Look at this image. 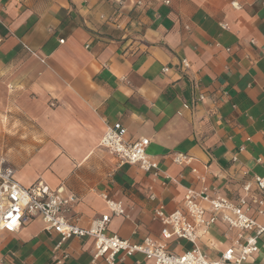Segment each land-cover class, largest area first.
Here are the masks:
<instances>
[{
  "label": "crops",
  "instance_id": "obj_1",
  "mask_svg": "<svg viewBox=\"0 0 264 264\" xmlns=\"http://www.w3.org/2000/svg\"><path fill=\"white\" fill-rule=\"evenodd\" d=\"M166 1L0 0V156L23 185L74 193L81 226L108 213L104 193L122 201L126 214L108 231L138 243L162 238L155 207L182 209L188 188L238 201L245 182L264 176V0ZM116 122L128 141L150 139L157 175L100 145ZM177 153L191 162H175ZM255 195L247 213L263 221ZM233 234L219 220L197 243L217 259ZM59 240L33 218L0 233V264H110L94 257L93 237L57 250ZM114 264L154 262L136 253ZM245 264H264V238Z\"/></svg>",
  "mask_w": 264,
  "mask_h": 264
},
{
  "label": "built area",
  "instance_id": "obj_2",
  "mask_svg": "<svg viewBox=\"0 0 264 264\" xmlns=\"http://www.w3.org/2000/svg\"><path fill=\"white\" fill-rule=\"evenodd\" d=\"M169 2L168 0L166 1ZM236 8L241 6L233 1ZM182 66L188 68L187 59L182 60ZM168 68L165 67L164 71ZM205 98L204 94L199 100ZM189 107L188 104L184 105ZM127 129L121 122L108 125L100 145L116 156L120 164H137L146 171L158 174L159 162L149 153L150 139L141 137L136 141L126 139ZM174 161L179 164H189L188 154L177 153ZM237 161V157L234 158ZM15 168L4 155L0 156V233L15 232L33 218L39 217L47 231L60 235L55 249H61L73 237H93L95 239L94 257H104L114 264L118 255L127 256L136 253L143 254L154 264H245L250 257L259 253L260 239L264 238V220L247 213L248 197L252 196L254 188L260 194L255 195L254 202L260 208L258 213L264 215V176L254 175V178L243 185L245 196L234 201L224 195L209 196L207 188L201 190L188 188L182 209L166 211L164 205L154 209V219L160 221L162 238L150 235L142 242H133L117 233L108 231L112 216L126 214L120 200L111 198L104 193L108 213L93 221L90 226L79 225L72 211L78 201L74 193H65L62 188H51L43 180H38L29 186L23 185L15 175ZM204 177H202V180ZM208 204V207L206 204ZM207 213L210 216L207 217ZM221 220L231 236V245L217 259H210L198 245L199 232ZM172 238L185 239L193 246L183 253L170 251L166 241ZM63 257H67L64 253Z\"/></svg>",
  "mask_w": 264,
  "mask_h": 264
}]
</instances>
